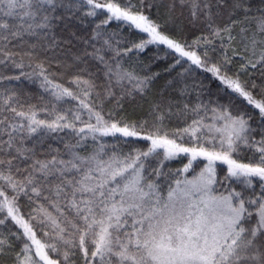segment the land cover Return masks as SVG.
<instances>
[{
	"label": "snow or ice",
	"instance_id": "6c2138e0",
	"mask_svg": "<svg viewBox=\"0 0 264 264\" xmlns=\"http://www.w3.org/2000/svg\"><path fill=\"white\" fill-rule=\"evenodd\" d=\"M162 6L164 0H0V64L23 69L27 58L32 72L21 75L38 76L52 97L44 107H25L15 92L0 91V229L18 226L7 235L0 230V255L14 252L13 238L22 240L14 264H76L77 257L81 264H264V83L241 80V72L253 70L264 77V7L253 12L252 0H168V11L186 8L190 30L199 32L189 43L172 38L154 18ZM86 18L92 34L77 39L92 52L84 48L76 60L99 61L104 86L81 75L65 86L49 78L43 63L32 66L37 45L25 37ZM112 22L118 31L108 30ZM124 28L144 38L121 47ZM150 46H166L165 55L174 57L169 70L179 65L180 75L211 73L256 111V123L251 113L234 114L231 101L219 100L176 106V112L157 104L151 121L119 116L125 95L143 94L159 75L138 77L120 58ZM237 59L240 70L229 74ZM70 101L73 107L60 106ZM113 101L115 109H106ZM172 116L191 122L169 131L165 120ZM59 132L69 137L64 151L49 145L38 158L36 145ZM134 140L146 147L125 151ZM242 149L250 153L247 161ZM181 156L187 158L182 169L166 168ZM21 197L37 205L27 218Z\"/></svg>",
	"mask_w": 264,
	"mask_h": 264
},
{
	"label": "trees",
	"instance_id": "16d2710c",
	"mask_svg": "<svg viewBox=\"0 0 264 264\" xmlns=\"http://www.w3.org/2000/svg\"><path fill=\"white\" fill-rule=\"evenodd\" d=\"M168 0H164V6L159 8L154 13V18L157 19L158 23L164 24V30L174 39L181 42L187 40L189 43L195 37L199 35V32H194L190 30L187 21V9L177 8L174 12H169L167 8ZM253 12L256 11L257 7H264L260 3V0H252ZM174 17V22L169 21V17ZM94 29V24L90 22V18H86L83 23L79 20H73L67 25L63 23H58L52 32L46 36L40 37H25L29 44H35L37 47L34 49V58L31 61L34 67L36 63H43L48 69L49 78L57 83L68 85V81L72 79L73 75H81L85 79H95L97 85L104 86L107 83V77L104 74V66L97 60H93L91 57L85 58V61H77V56H83V49L87 48L89 52H92V48L84 43L83 39H77V37L90 38L92 31ZM109 31H118L117 22H112L108 25ZM239 29L237 28V31ZM73 33L76 35L73 36ZM121 35L127 39L121 45V47H131L133 42H138L140 39L144 38V34H138L137 32H129L127 28H124ZM99 47V44L96 45ZM15 51H20L19 48L14 49ZM168 50L166 46H150L144 52H137L133 49L132 52H128L123 55L121 59V64L123 69L134 73L138 77H152L155 75L154 79H151L148 87L145 89L143 94L132 91V85L128 84L127 81L124 82V89L127 91H132L131 96L125 95L122 109H117V114L129 121H143L152 120V110L157 104L161 106L162 109L166 110L168 105H173V112H176L177 107L182 108L185 104L191 108L199 102L204 104H211L215 106L217 100L222 104H229L230 108L235 114L238 111H243L246 113H251L253 115V124L256 123L258 117L256 116V111L249 105L243 98L237 96V94L232 93L230 89H226L221 83L216 80L211 73L203 72L202 69H195L191 74H184L183 69L178 65L175 69L169 70V66L174 62L173 56H166L165 53ZM106 57L110 58V53H105ZM19 59V57H17ZM29 61L25 59V67L23 69L15 68L10 62L5 64H0V75L5 77H15L19 76L20 79H4L0 81V91L8 90L9 92H15L19 97L20 102L25 105H35L37 108L44 107L48 105V102L52 100L49 92H46L44 88L41 87V79L33 75L30 79L26 76L21 75V72L31 73L32 68L28 67ZM190 63V62H189ZM188 65L185 64L184 67ZM87 69V71H82V69ZM195 68V66H193ZM231 74L232 72H237L240 70V61L234 60L230 65ZM91 73V76H89ZM242 81H255L257 85L264 83V77L260 75L258 71L241 72ZM193 85H202L203 87H195ZM188 87V92L185 94L183 89ZM100 88L97 89L99 91ZM117 93L121 92V89L116 88ZM259 88L253 90V95L257 99L261 96L258 94ZM75 102L70 101L67 103L61 102L62 107H73ZM50 106V105H49ZM115 102L106 103V109H115ZM211 117V112L208 113ZM41 118H47V114L44 112L40 113ZM191 122V117L187 121L178 120L175 116L170 119L165 120L167 129L172 131L176 128L185 127L187 123ZM210 122V121H208ZM64 138L63 141L61 138ZM6 138V137H5ZM69 137L66 133H51L43 137V140L36 145L38 149V158L44 159L45 155L49 150V145L52 148H59L62 152L64 151V142H67ZM111 140V138H105ZM35 138L33 140L27 141L29 147L33 146ZM147 142L141 140H134V145L125 146L124 150L127 151L129 147L136 146L140 148H145ZM243 152V158L247 161L249 152L241 150ZM187 163V158L181 156L177 159L166 162V168L175 172L177 169H182ZM195 168V165H194ZM199 171V169H196ZM220 169L218 168V172ZM191 176V172L188 173ZM239 187V186H237ZM43 203V201H40ZM21 212L27 214L32 208L36 207L35 203H31L25 197L20 199ZM47 206V205H46ZM51 211V209H49ZM11 228L12 232L18 231V226H15L11 222H8V226L0 229L5 235L8 234V228ZM37 236L41 239H46L42 234L37 231ZM22 240L12 239L14 245V252H6L0 255V264H14V254L19 252L22 247ZM76 264H81L79 257L76 258Z\"/></svg>",
	"mask_w": 264,
	"mask_h": 264
}]
</instances>
